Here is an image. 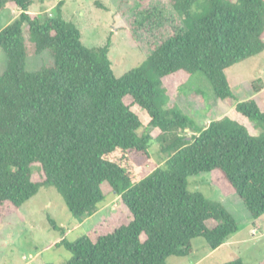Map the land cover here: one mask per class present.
Masks as SVG:
<instances>
[{"label": "trees", "instance_id": "obj_1", "mask_svg": "<svg viewBox=\"0 0 264 264\" xmlns=\"http://www.w3.org/2000/svg\"><path fill=\"white\" fill-rule=\"evenodd\" d=\"M45 1L0 0V15L19 9L0 29L8 58L0 73V224L44 187L57 189L79 223L114 193L127 222L98 236L60 240L56 245L71 253L66 264H168V257L189 256L193 239L218 249L239 228L222 203L191 191L189 178L210 173L252 218L264 215V110L253 98L238 101L226 76L264 52V0H170L171 33L121 77L109 56L112 37L104 46H85L81 31L64 19L66 0L54 17L30 12ZM168 21L159 7L144 9L134 16V34ZM44 52L53 61L28 71V53ZM198 71L215 98L233 100V115L202 124L168 105V79ZM154 141L168 158L144 175Z\"/></svg>", "mask_w": 264, "mask_h": 264}, {"label": "rangeland", "instance_id": "obj_2", "mask_svg": "<svg viewBox=\"0 0 264 264\" xmlns=\"http://www.w3.org/2000/svg\"><path fill=\"white\" fill-rule=\"evenodd\" d=\"M58 2H37L31 6L30 12L39 17H54ZM170 4V0H66L62 11L64 19L81 31L85 46H104L112 37L109 56L115 75L121 77L142 64L156 45L171 33L173 11ZM152 7H159L169 21L152 31L136 26L140 29L136 37L132 24L134 16ZM18 15V8L7 7L0 15V29ZM174 18L178 21L179 17ZM26 37L29 39V34L26 33ZM51 61L53 57L49 52L40 55L28 53L27 69L35 72ZM7 62L5 52L0 49V73L5 71ZM226 76L238 101L253 98L264 110V52L228 68ZM167 82L172 90L168 105L198 123L208 124L211 120L233 115V100L215 98L213 88L202 72H196L190 79L175 76ZM126 102L134 112L141 113V107L134 105L132 99L127 98ZM184 133L194 135L190 130ZM159 134V129L152 132L155 139ZM151 151L153 162L144 166V175L164 165L168 158L155 141ZM36 169L33 168L34 171ZM189 188L222 203L233 214L239 228L218 249H212L204 238H195L192 240L193 252L189 256H171L167 263L224 264L241 258L245 264H264V215L259 219L252 218L241 198L232 195L228 186L220 178L213 179L210 173L189 178ZM49 217L65 229L64 234L50 225ZM128 218L120 198L112 193L99 205L96 214L79 223L57 189L44 187L0 224V264H66L71 253L56 245L60 240L74 241L91 233L98 236L127 222Z\"/></svg>", "mask_w": 264, "mask_h": 264}]
</instances>
